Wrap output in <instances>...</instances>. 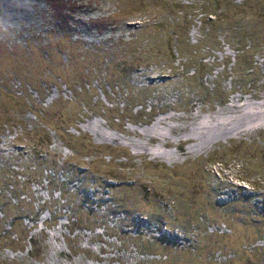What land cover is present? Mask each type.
<instances>
[{"label": "rangeland", "instance_id": "374dc122", "mask_svg": "<svg viewBox=\"0 0 264 264\" xmlns=\"http://www.w3.org/2000/svg\"><path fill=\"white\" fill-rule=\"evenodd\" d=\"M0 264H264V0H0Z\"/></svg>", "mask_w": 264, "mask_h": 264}, {"label": "trees", "instance_id": "16d2710c", "mask_svg": "<svg viewBox=\"0 0 264 264\" xmlns=\"http://www.w3.org/2000/svg\"><path fill=\"white\" fill-rule=\"evenodd\" d=\"M203 64V63H202ZM37 176L36 175H31V177H29V178H33V179H35ZM29 178H27V179H29ZM49 181H50V179H48ZM9 224H11L10 222H9ZM10 234H13V232H10Z\"/></svg>", "mask_w": 264, "mask_h": 264}]
</instances>
